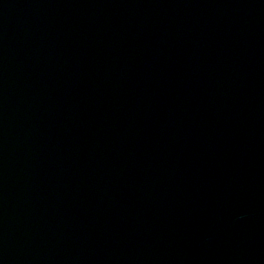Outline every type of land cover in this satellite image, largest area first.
<instances>
[{
    "label": "water",
    "instance_id": "water-1",
    "mask_svg": "<svg viewBox=\"0 0 264 264\" xmlns=\"http://www.w3.org/2000/svg\"><path fill=\"white\" fill-rule=\"evenodd\" d=\"M0 264H264V0H0Z\"/></svg>",
    "mask_w": 264,
    "mask_h": 264
}]
</instances>
